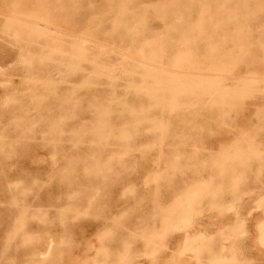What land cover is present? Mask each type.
Wrapping results in <instances>:
<instances>
[{
  "label": "rangeland",
  "instance_id": "1",
  "mask_svg": "<svg viewBox=\"0 0 264 264\" xmlns=\"http://www.w3.org/2000/svg\"><path fill=\"white\" fill-rule=\"evenodd\" d=\"M262 224L264 0H0V264H264Z\"/></svg>",
  "mask_w": 264,
  "mask_h": 264
},
{
  "label": "bare ground",
  "instance_id": "2",
  "mask_svg": "<svg viewBox=\"0 0 264 264\" xmlns=\"http://www.w3.org/2000/svg\"><path fill=\"white\" fill-rule=\"evenodd\" d=\"M80 41H81L83 44H87V43H89V42L87 41V39H85V38L82 39V40H80ZM82 43H81V44H82ZM175 90H176V89H175ZM150 93H151V92H150ZM191 198H192V197H191ZM188 203H189V202H188ZM190 208H191V207H190ZM190 208H189V210H190ZM231 208H232V207H231ZM186 219H187V217L184 219L185 221H184L183 219H182L183 221H181V222L179 221V222H180L179 224H180V225H182V224H186V225L189 224L188 219H187V220H186ZM181 223H182V224H181ZM179 224H178V226H179ZM184 226H185V225H184ZM185 227H186V226H185ZM259 228H260V227H259ZM259 228H258V229H259ZM259 231H260V240H261V243L264 244V224H262V226H261V228L259 229ZM181 251H182V250H181ZM211 264H219V262H218L217 260H213V261L211 262Z\"/></svg>",
  "mask_w": 264,
  "mask_h": 264
}]
</instances>
